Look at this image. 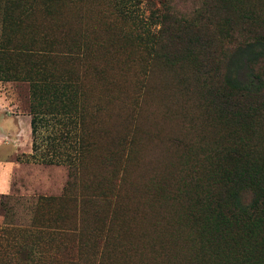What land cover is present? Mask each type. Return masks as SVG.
<instances>
[{"label":"rangeland","instance_id":"obj_1","mask_svg":"<svg viewBox=\"0 0 264 264\" xmlns=\"http://www.w3.org/2000/svg\"><path fill=\"white\" fill-rule=\"evenodd\" d=\"M253 6L264 14V0ZM204 7V0H59L60 33L79 27L76 14L111 29L100 39L112 46L90 60L89 72L98 74L88 75V85L100 106L95 147L75 152L76 130L59 140L66 128L51 122L39 129L33 152L29 86L0 82V123L11 118L12 130L18 126L16 135L0 141V158L9 153L3 159L13 168L9 189L0 193V264H206L187 217L197 199L189 175L197 169L202 176L206 158L234 149L227 135L236 126L217 123L203 103L199 60L153 57L160 27L148 21L167 11L193 29L206 27L203 40H210L218 35V17L204 24ZM46 20L36 13L25 21ZM211 46L212 53L220 50L215 39ZM252 51L263 52L259 46ZM244 58L233 59L232 72ZM255 69L264 75V62ZM242 136L247 144L263 143L264 124Z\"/></svg>","mask_w":264,"mask_h":264},{"label":"trees","instance_id":"obj_2","mask_svg":"<svg viewBox=\"0 0 264 264\" xmlns=\"http://www.w3.org/2000/svg\"><path fill=\"white\" fill-rule=\"evenodd\" d=\"M255 2L260 0H204L200 20L208 24L218 17L219 37L210 40H203L206 27L202 31L193 29L190 21L177 19L167 11L148 20L160 27L155 33L153 57L171 62L182 57L199 60L204 69L203 103L212 110L217 123L236 126L227 135L234 149L206 158L209 166L202 176L197 169L189 175V184L197 186V199L194 210L188 208L187 217L206 253V264H255L257 260V264H264V142L247 144L242 136L260 126L261 121L264 124V75L255 69L264 62V14L262 9L251 7ZM58 5L59 0H5L1 11L0 82L29 86L33 152L39 148V129L51 122L66 128L59 140H69L70 130H76L75 152H92L94 121L100 106L88 85V75L98 74L95 68L89 72L90 60L112 46L100 39L101 32L106 34L111 29H98L84 15L76 14L79 27L60 33L61 24L54 18L60 15ZM115 7L123 18L129 14L123 6ZM36 13L44 15L45 25L25 21ZM235 35L242 37L241 43L231 41ZM126 38L124 33L119 40ZM213 39L220 45L214 53ZM256 46L263 52L250 53ZM242 53L246 58L232 72L233 59Z\"/></svg>","mask_w":264,"mask_h":264},{"label":"crops","instance_id":"obj_3","mask_svg":"<svg viewBox=\"0 0 264 264\" xmlns=\"http://www.w3.org/2000/svg\"><path fill=\"white\" fill-rule=\"evenodd\" d=\"M11 118L9 119H3L2 122L0 123V141L2 142V138L4 137H9L10 135H16L17 134V129L18 126L16 125V128L12 130V123L13 127L15 126V121L11 122ZM9 153L0 158V193L4 192L6 193L7 190L9 189V181L11 178V172H12V163L9 161H5V159Z\"/></svg>","mask_w":264,"mask_h":264}]
</instances>
